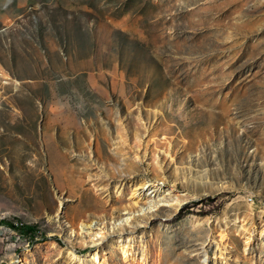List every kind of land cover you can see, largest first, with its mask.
<instances>
[{"label": "rangeland", "instance_id": "rangeland-1", "mask_svg": "<svg viewBox=\"0 0 264 264\" xmlns=\"http://www.w3.org/2000/svg\"><path fill=\"white\" fill-rule=\"evenodd\" d=\"M263 229L264 0H0V264H264Z\"/></svg>", "mask_w": 264, "mask_h": 264}, {"label": "bare ground", "instance_id": "bare-ground-1", "mask_svg": "<svg viewBox=\"0 0 264 264\" xmlns=\"http://www.w3.org/2000/svg\"><path fill=\"white\" fill-rule=\"evenodd\" d=\"M5 82H8V81H5ZM146 194V193H145ZM182 201V200H181ZM177 204V203H176ZM175 204V205H176ZM157 206V205H155ZM83 226V229L86 227V228H89L88 230H94L93 229V226H96V224H94L93 222H90V223H82L81 224ZM104 227H98L95 228V229H98L100 232L99 233H104V230L102 229ZM254 229H258L259 227L258 226H253ZM257 231V230H256ZM263 233H264V229H263ZM248 240V239H247ZM251 241V238L249 239ZM249 242V241H248ZM247 243V242H246ZM128 246H131V245H128ZM129 249V248H128ZM127 251V250H126ZM69 255H71V257L76 261L78 262L79 264H83L85 261H89L91 260L93 262V264H105L104 262V259L101 257L100 253L98 250L94 249V250H91V251H88L86 253H83V254H77L73 251H69Z\"/></svg>", "mask_w": 264, "mask_h": 264}, {"label": "built area", "instance_id": "built-area-1", "mask_svg": "<svg viewBox=\"0 0 264 264\" xmlns=\"http://www.w3.org/2000/svg\"><path fill=\"white\" fill-rule=\"evenodd\" d=\"M249 200L250 201H254V197L253 196H249Z\"/></svg>", "mask_w": 264, "mask_h": 264}]
</instances>
